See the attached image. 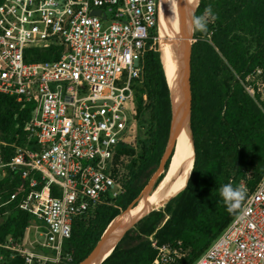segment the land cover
Returning <instances> with one entry per match:
<instances>
[{"label": "built area", "instance_id": "built-area-1", "mask_svg": "<svg viewBox=\"0 0 264 264\" xmlns=\"http://www.w3.org/2000/svg\"><path fill=\"white\" fill-rule=\"evenodd\" d=\"M159 1L0 0V94L34 104L23 140L0 138V181L26 182L19 207L32 219L22 242L0 245L20 264H73L65 242L75 218L122 192L111 167L134 120V85L158 51ZM240 187L245 218L239 210L192 264H264V175L253 191ZM17 195L0 196V217ZM149 239L154 264H181L189 251Z\"/></svg>", "mask_w": 264, "mask_h": 264}, {"label": "trees", "instance_id": "trees-1", "mask_svg": "<svg viewBox=\"0 0 264 264\" xmlns=\"http://www.w3.org/2000/svg\"><path fill=\"white\" fill-rule=\"evenodd\" d=\"M209 5L218 18L209 20L207 32L195 31L192 44L191 130L195 160L186 187L164 208L140 220L102 264H154L157 251L149 239L152 235L159 244L172 247H178L181 241V247L189 251L180 263L192 264L239 212L227 211L220 187L227 183L240 187L246 180L253 191L264 175V98L258 92L252 97L244 86L258 70L264 74V0H200L195 16L202 15ZM62 50L49 49L38 58L50 60L49 51ZM134 88L133 117L137 121L145 115L149 118L141 153L138 155L127 140L118 145L111 174L122 192L75 218L72 236L65 242L66 252L73 253V264L88 256L109 224L140 196L164 154L172 111L159 51L146 56L144 80ZM33 109L32 103H18L0 94L1 140L19 144ZM176 152L177 141L172 157ZM8 153L6 160L11 155ZM169 174L158 193L165 189ZM25 189L26 182L18 176L0 181V196L4 199L18 193L4 209L8 214L0 223V245L9 236L22 242L32 223L29 213L19 207L27 194ZM10 254L0 247L1 263H21L20 258L12 259Z\"/></svg>", "mask_w": 264, "mask_h": 264}, {"label": "bare ground", "instance_id": "bare-ground-1", "mask_svg": "<svg viewBox=\"0 0 264 264\" xmlns=\"http://www.w3.org/2000/svg\"><path fill=\"white\" fill-rule=\"evenodd\" d=\"M200 0H162L160 6V46L162 62L168 85L175 95L180 78L176 48L181 45L186 51L192 35L191 18ZM188 119L177 138V159L171 170V176L165 189L157 196L140 202L127 213L121 214L114 222L130 221L143 214L146 210H159L176 194L184 189L193 168L195 159L194 145L191 141Z\"/></svg>", "mask_w": 264, "mask_h": 264}, {"label": "water", "instance_id": "water-1", "mask_svg": "<svg viewBox=\"0 0 264 264\" xmlns=\"http://www.w3.org/2000/svg\"><path fill=\"white\" fill-rule=\"evenodd\" d=\"M161 3L162 0L159 1V17H160ZM192 41H194V32L190 37L189 48L185 51L182 48V46L179 45L175 51L176 56L178 58L180 78L178 81V86L176 88L175 95H173L169 87L172 118H171L169 137L164 154L161 158L157 170L149 180L148 184L143 189L140 196L127 208L125 213L130 212L140 202L141 199L147 200L150 193L156 187L158 178L166 171L165 170L166 163L172 158L176 146L177 138L180 132L182 131V128L186 123L187 119L192 135V130H191V105H192L191 57H192V44H193ZM152 211L154 210H146L143 214L127 222L126 220L114 222L115 219L117 218L116 217L109 224V226L107 227V229L105 230V232L103 233V235L101 236L100 240L97 242L93 250L79 264H102L112 254V252L119 244V242L124 238V236L131 229H133L140 220L148 216Z\"/></svg>", "mask_w": 264, "mask_h": 264}, {"label": "rangeland", "instance_id": "rangeland-1", "mask_svg": "<svg viewBox=\"0 0 264 264\" xmlns=\"http://www.w3.org/2000/svg\"><path fill=\"white\" fill-rule=\"evenodd\" d=\"M196 10H197V8H196ZM196 10L194 11L193 16L195 15ZM192 34H193V31H192ZM158 37H159V43H158L157 48H158V51L160 52V55H161V46H160L161 45L160 44L161 37H160V30H159V36ZM192 42H194V41H192ZM161 60H162V56H161ZM247 84L248 85H251L252 87H254L255 91L260 92L261 97L264 98V74L262 75L260 72L257 71L256 73H254L249 78ZM148 120H149L148 115H145L143 117V119L140 120V121H137L134 118V120L132 121V125L130 126V128L127 131V141H128V143L133 144V146L135 147L138 155H140V153H141L142 140H145V138H146L147 126L149 124L148 123ZM190 134H191V132H190ZM190 138H191V141H192V135H191ZM192 144H193V141H192ZM176 159H177V152L172 157V159L170 160L167 170L163 173L164 174L163 175V178L160 180V182L158 183V185L153 189V191H152V195L153 196L156 195V194L158 195L159 193L162 192L161 191V192L158 193L159 188H160L162 182L165 180L167 174L170 172V174H169V176L167 178V183H168L169 178L171 176V170H172V168H173V166L175 164ZM193 165H194V161H193ZM166 186H167V184H166ZM150 198H153V197L150 196L149 199ZM6 217H7V215H2L0 217V223H3L5 221V219H6Z\"/></svg>", "mask_w": 264, "mask_h": 264}, {"label": "clouds", "instance_id": "clouds-1", "mask_svg": "<svg viewBox=\"0 0 264 264\" xmlns=\"http://www.w3.org/2000/svg\"><path fill=\"white\" fill-rule=\"evenodd\" d=\"M218 17L213 13L211 5L207 6L200 16H192L190 30L207 32L209 20L215 21ZM219 194L227 207V211L232 214L240 210L238 219L243 220L246 212L242 210V202L246 198V190L243 187L234 188L231 183L224 184L219 189Z\"/></svg>", "mask_w": 264, "mask_h": 264}]
</instances>
